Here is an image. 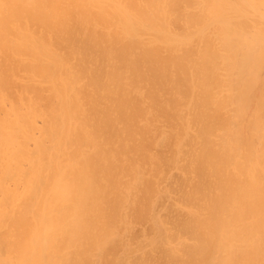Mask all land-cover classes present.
I'll return each mask as SVG.
<instances>
[{"label":"bare ground","instance_id":"1","mask_svg":"<svg viewBox=\"0 0 264 264\" xmlns=\"http://www.w3.org/2000/svg\"><path fill=\"white\" fill-rule=\"evenodd\" d=\"M0 264H264V0H0Z\"/></svg>","mask_w":264,"mask_h":264}]
</instances>
